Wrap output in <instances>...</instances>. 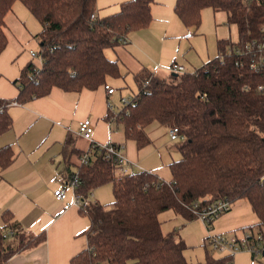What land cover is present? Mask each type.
<instances>
[{
  "label": "trees",
  "instance_id": "obj_1",
  "mask_svg": "<svg viewBox=\"0 0 264 264\" xmlns=\"http://www.w3.org/2000/svg\"><path fill=\"white\" fill-rule=\"evenodd\" d=\"M15 1L0 0V52L7 44L5 15ZM19 1L40 22L34 36L45 48L40 69L30 59L13 81L19 89L13 100L25 103L54 86L65 91L94 89L107 77L119 76L118 61L107 58L104 49L124 44L121 36L147 27L154 0H125L117 12L105 16L97 14V0ZM206 7L227 12L228 22L237 27V40H217V55L192 73L140 75L134 102L107 117L122 124L125 136L138 147L148 142L144 128L152 121L177 125L184 139L178 142L181 158L169 163L171 178L139 170L114 179L111 161L94 146L90 161L77 165L75 190L85 199L92 188L110 182L113 199L109 205H80L90 219L87 247L73 255L70 264H193L177 232H161L159 214L172 209L193 218L194 201L202 207L219 198L232 203L243 199L259 219L256 227H264V60L255 69L249 55L238 57L233 51L253 38H264V0H175L173 10L195 31ZM147 78L149 83L142 86ZM10 101L0 98V134L12 126L6 110ZM13 159L12 145L0 146V170ZM11 218L9 210L2 211L0 264L44 239H25L17 223L7 224ZM5 226L19 238L15 247L2 236ZM204 246V258L195 264H232V255L214 256Z\"/></svg>",
  "mask_w": 264,
  "mask_h": 264
},
{
  "label": "crops",
  "instance_id": "obj_2",
  "mask_svg": "<svg viewBox=\"0 0 264 264\" xmlns=\"http://www.w3.org/2000/svg\"><path fill=\"white\" fill-rule=\"evenodd\" d=\"M122 1L125 0H98V4L105 8L98 6L97 14L105 16L117 12ZM174 3L175 0H154L149 26L133 33L128 32L126 36L129 44L124 47L127 56L117 55L119 68L121 71L133 72L138 88L140 75L151 73L165 77L158 72V65L155 72L148 70L146 60L137 55L141 48L136 47L152 50L155 40L159 43L155 51L159 58L162 52L171 53L167 41L175 35L174 30L180 29V24H183L173 10ZM166 4L169 13L163 11ZM208 10V7L201 10V20L203 16H208V12H212L218 53L217 40L236 41L237 27L228 22L226 11ZM184 27L188 31L192 29L186 25ZM104 53L112 59V55H108L105 50ZM122 57H128L130 64ZM29 60L21 54L18 44L11 42L7 36V44L0 52V98L12 100L6 106L12 118V126L0 134V146L11 144L14 159L0 170V224L3 223L2 211L9 210L12 218L7 222L8 225L17 223L25 239L39 235H43L44 239L12 254L8 264H70L71 257L87 247L90 219L79 204L73 202V191L67 187L66 182L79 164V154L88 148L90 141L105 143L111 140L122 145V153L131 163V171L148 170L165 180L171 178L169 163L180 159L181 153L178 142L168 136L169 126L157 121H152L144 128L148 137L146 144L138 147L134 139L126 137L122 124L112 123L107 118L118 111L120 96H127L121 91L118 93L116 88L113 93L107 94L103 85L80 91H65L54 86L45 96L34 97L25 103L16 102L13 99L19 89L13 81ZM207 60L193 66V70ZM170 62L187 65L176 58ZM106 83L114 87L108 80ZM107 100L113 102V107H108ZM84 118L92 121L91 139L82 137L78 132L79 122ZM97 187L89 191L84 202L101 204L95 198V192L98 195V190L95 191ZM56 188H63L66 197L56 199L53 194ZM159 220L163 234L176 231L187 247L205 244L206 235L210 231L239 238L236 234L239 228L254 227L259 221L243 199L233 202L226 212L212 222L211 229L200 219L184 218L172 209L161 212ZM6 229L11 228L5 226ZM18 241L15 234L5 238V242L12 247Z\"/></svg>",
  "mask_w": 264,
  "mask_h": 264
},
{
  "label": "rangeland",
  "instance_id": "obj_3",
  "mask_svg": "<svg viewBox=\"0 0 264 264\" xmlns=\"http://www.w3.org/2000/svg\"><path fill=\"white\" fill-rule=\"evenodd\" d=\"M98 6L99 8L101 6V9L105 8L103 5L98 4L97 0L96 8ZM166 6L167 4L165 5L163 11L169 13V9H167ZM208 11H211V9ZM208 13V16H206L205 18L203 16L199 29L197 31L195 30L196 32L193 31V29H190L188 31L186 30L183 24H180V29H175V35L167 41L170 44L171 53L162 52L159 54L161 55V58H159L158 55L155 53V51H157V48L159 47V43H156L155 40H153L152 50H145L141 46L136 47L137 49L141 48L138 50L137 55L139 58L146 60V66L148 67V70H150V72H155V70L157 69L156 66L158 65V72L166 77L172 72L170 71L169 67L172 63L170 62V60L173 58H176V60L183 61V63H186L187 65L185 66L188 68L189 71L193 70V66L199 65L200 62L214 57L217 54L215 46L216 35L214 33V21L212 18V12ZM145 28L130 32L133 33L135 31H139ZM40 30V22L30 13V11L24 6L22 2L16 0L13 3L12 8L5 15L4 31L11 40V42L18 44L21 54L27 58H30L33 62H35L36 59L30 56L29 51L37 50L39 48V39L34 35ZM156 36L158 35H155L154 37ZM128 44L129 43H127L126 45L117 44L114 46H109L106 47L104 50L108 55L113 56V60H118L117 55L119 54H124L125 56H127V52L126 50H124V47H127ZM122 58L127 64H130V60L127 59L128 57ZM106 80H108V82L118 90V93L119 91H121L122 94L128 96L138 92V83L135 80L133 72L131 71H121L120 68L119 76H109L106 78ZM97 190L98 195L97 192H95V198L99 200L101 204L109 205V203L113 199L111 183L108 182L99 185L95 191ZM246 228L248 227H243V229L239 228L236 231L237 236L241 237L243 235V231ZM184 252L186 258L191 263L195 264L203 260L205 246L203 243H198L197 245L188 246L184 250ZM211 253L214 256H222L223 254H225L224 252L214 250H211ZM232 262L234 264H264V257L263 255H260L257 259H254L252 258L248 250H240L233 254Z\"/></svg>",
  "mask_w": 264,
  "mask_h": 264
},
{
  "label": "built area",
  "instance_id": "obj_4",
  "mask_svg": "<svg viewBox=\"0 0 264 264\" xmlns=\"http://www.w3.org/2000/svg\"><path fill=\"white\" fill-rule=\"evenodd\" d=\"M96 16L95 12L91 13V19H94ZM119 40L122 43H127L128 39L127 36H121ZM234 53L240 57L242 55H249L250 60L249 64L251 67L257 69L258 63L263 62L264 56V38L263 39H252L245 43L242 47H237L233 49ZM45 48L39 46L37 50H30V56L36 59V66L37 71L43 64V56H44ZM256 57V59H255ZM255 59V60H254ZM242 60L238 58V64H241ZM170 71L172 72H180V73H187V72H194L187 71L186 67L183 64L172 62L170 67ZM29 76H32V72H28ZM149 83V78L143 80L142 86H146ZM107 94H111L115 91V88L109 86L107 83L103 84ZM259 89L262 88L261 85L258 86ZM135 93L132 96H120L119 102L120 107L118 111L130 105L134 102ZM108 107H113V102L111 100H107ZM117 111V112H118ZM116 112V113H117ZM93 131V124L89 118H84L79 122V134L86 138L91 139V133ZM168 136L173 141H181L184 139V136L181 133L180 128L177 125H172L168 128ZM96 146V148H102L104 158L111 161L113 168L111 170V175L114 179H120L125 174L129 173L131 163L129 159L122 153V145L113 142L111 140L106 141L105 143H97L94 141H90L88 148L83 151V153L79 157L80 163H87L90 161L92 157V148ZM68 188L73 191V202L82 205L84 203V199L82 198L81 194L76 192V188L79 185V178L77 174L71 173L69 176L68 181L66 182ZM53 194L56 199H63L66 197V192L63 188H56L53 191ZM232 205V202L227 198H219L216 199L202 207L198 206V201H194L192 203L193 213L195 217L200 219L201 221L205 222L209 225V229H211L212 222L219 217L221 214L226 212ZM92 234V231L90 232ZM14 234L12 229H6L2 232L3 238L10 237ZM205 244L209 248V250L224 252L225 254L232 255L240 250H248L254 259H257L258 256L264 254V227L258 228L248 227L243 231V235L239 238L230 237L223 232H212L210 231L206 235ZM210 250V251H211Z\"/></svg>",
  "mask_w": 264,
  "mask_h": 264
}]
</instances>
